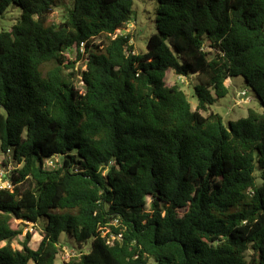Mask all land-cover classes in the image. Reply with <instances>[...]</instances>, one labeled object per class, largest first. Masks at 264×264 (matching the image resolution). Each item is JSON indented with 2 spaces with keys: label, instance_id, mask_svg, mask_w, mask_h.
Returning a JSON list of instances; mask_svg holds the SVG:
<instances>
[{
  "label": "trees",
  "instance_id": "16d2710c",
  "mask_svg": "<svg viewBox=\"0 0 264 264\" xmlns=\"http://www.w3.org/2000/svg\"><path fill=\"white\" fill-rule=\"evenodd\" d=\"M59 1L0 0L21 9L0 29V264H55L63 233L91 240L64 264H264V112L202 113L232 77L264 107V0H155L144 53L116 34L134 0H71L56 23ZM169 72L196 79L194 110ZM24 224L35 249L12 244Z\"/></svg>",
  "mask_w": 264,
  "mask_h": 264
},
{
  "label": "rangeland",
  "instance_id": "374dc122",
  "mask_svg": "<svg viewBox=\"0 0 264 264\" xmlns=\"http://www.w3.org/2000/svg\"><path fill=\"white\" fill-rule=\"evenodd\" d=\"M71 7V0H60L53 9L51 20L54 22H60L66 15V10ZM157 2L155 0H134L132 7L133 18L125 25L124 29L118 30L117 35H129L130 42L134 48L135 53H144L146 51V40L150 35L156 33L155 29V17H156ZM21 14V9L18 6L11 5L7 11L0 18V29H10L18 20ZM74 60V56L72 58ZM85 66L82 61H77L75 64V71L84 70ZM80 76H76L74 79V85L77 89L82 90V82L79 80ZM165 83L167 86L177 85L186 94L192 110L196 107V99L193 97V86L196 84L194 77L184 78L179 77L169 72L165 77ZM228 93L225 97L218 99L207 112H202L206 116L209 112L216 113L221 116L224 125H227L229 121H235L239 118L246 117L249 109L256 112H264V107L259 102L257 96L250 87L247 86L242 77H232L226 82ZM8 160L7 167L2 166V162ZM14 167V163L11 160L10 154L4 156L0 150V172H7ZM1 177V176H0ZM1 181L3 179L1 178ZM42 221H45L42 219ZM22 234L13 241L14 247H19V243L22 241L23 236L28 233H32L29 246L33 249L39 244L41 237L39 236V227L27 224L21 225ZM91 240H89L81 250L76 249V244L65 233L60 235L59 238V253L56 257L55 264L66 263L73 253L88 252L90 249ZM153 262L150 261V264ZM32 264V263H30Z\"/></svg>",
  "mask_w": 264,
  "mask_h": 264
},
{
  "label": "built area",
  "instance_id": "2783aa9c",
  "mask_svg": "<svg viewBox=\"0 0 264 264\" xmlns=\"http://www.w3.org/2000/svg\"><path fill=\"white\" fill-rule=\"evenodd\" d=\"M55 163H56V159H51V160H47L46 162H45V166L46 167H54L55 166ZM9 164V163H8ZM7 164V165H8ZM7 165L6 166H4L3 164H2V166L5 168V167H7ZM12 170V169H11ZM11 170H6L7 172L5 173V172H0V189H11V185H10V183H9V181H8V176H9V174H10V171ZM1 178L3 179V181H1Z\"/></svg>",
  "mask_w": 264,
  "mask_h": 264
}]
</instances>
